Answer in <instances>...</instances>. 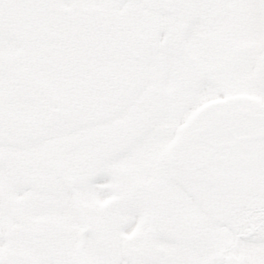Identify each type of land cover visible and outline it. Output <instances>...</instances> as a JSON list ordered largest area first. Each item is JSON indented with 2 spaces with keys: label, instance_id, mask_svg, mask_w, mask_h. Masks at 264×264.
<instances>
[{
  "label": "snow or ice",
  "instance_id": "6c2138e0",
  "mask_svg": "<svg viewBox=\"0 0 264 264\" xmlns=\"http://www.w3.org/2000/svg\"><path fill=\"white\" fill-rule=\"evenodd\" d=\"M0 264H264V0H0Z\"/></svg>",
  "mask_w": 264,
  "mask_h": 264
}]
</instances>
